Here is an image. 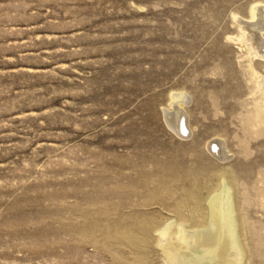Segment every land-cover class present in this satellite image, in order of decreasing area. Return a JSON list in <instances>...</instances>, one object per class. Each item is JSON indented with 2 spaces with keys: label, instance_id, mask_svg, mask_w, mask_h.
I'll return each mask as SVG.
<instances>
[{
  "label": "rangeland",
  "instance_id": "374dc122",
  "mask_svg": "<svg viewBox=\"0 0 264 264\" xmlns=\"http://www.w3.org/2000/svg\"><path fill=\"white\" fill-rule=\"evenodd\" d=\"M257 2L0 0V264H165L154 241L103 240L107 223L201 221L220 176L243 264H264V123L250 125L258 93L237 39ZM252 63L264 75V56ZM173 88L189 96L186 139L165 118Z\"/></svg>",
  "mask_w": 264,
  "mask_h": 264
},
{
  "label": "bare ground",
  "instance_id": "6f19581e",
  "mask_svg": "<svg viewBox=\"0 0 264 264\" xmlns=\"http://www.w3.org/2000/svg\"><path fill=\"white\" fill-rule=\"evenodd\" d=\"M249 14L251 21H247L246 23L240 25L241 31L238 33L237 39H240L244 42V44L246 43L248 46L247 55L250 58V61L248 62V73L250 80L253 83L252 91L250 92H253L254 94L258 93V96L256 97L254 103V110L252 114H250V117H252L250 119V125L263 126L264 75L257 70L252 61L254 56H264V6L260 5L259 3L252 4L249 10ZM236 16L237 15H235V17ZM237 17L234 19H237ZM241 21L242 23L245 22L243 18ZM228 38H231L232 40L233 37L228 34ZM169 99L170 103L167 107L165 106V110H169L166 113L165 118L167 119L168 125L177 134H179L181 138L185 137L186 139L192 134V127L190 125L189 116L188 113L184 110L186 104L189 102V96L183 89L173 88L169 91ZM169 105H171L170 107L174 105V108L172 107L173 110H170ZM249 112H251V110H248V113ZM195 127L196 126H194V128ZM263 132L264 130L262 131V134ZM208 146L216 156H219L221 158H228L224 151V141L221 138H214L208 143ZM201 162L198 164H201ZM213 170H215V168ZM215 172L216 171H214L213 173ZM202 173L203 171L201 172V174ZM210 173H212V171ZM216 185V188H212L213 190L210 191L206 197L207 205L205 207V211L201 213L203 214V217L201 216L203 220L201 221H198V219L195 220V218L193 217H183V215H179V217L177 216L175 219L167 217L161 222L158 221L156 217L146 216V218L142 217L145 219H141L138 216H136V218L134 216L132 223L128 222L130 225L127 222H118L116 227L113 226L111 228V223H107L108 229H106V231L104 232H107V230L108 232L103 240H106V242L116 241V243L118 244H126L130 247H133L134 245L136 247H146L147 244H149V241H154L162 250V254L164 257L163 261L165 262V264H243L244 258L246 257V248L243 244V241L240 239L241 226H239V214L235 207L232 186L226 181L224 176L219 177ZM167 187L169 189L171 188L169 186ZM189 190L191 189L189 188ZM188 191L186 193H188ZM154 194L156 195V193ZM189 194H186V196ZM191 195L194 197V199H196V205H198L201 202L199 193L192 192ZM260 196L264 201V189H261ZM202 207L200 206V208ZM106 209H101L99 210V212L101 213V211L103 210L106 211ZM198 210L200 209L197 208V211ZM99 221L100 218H96L94 222L90 224V227H85L80 230L82 235H84V238L93 236L98 233V230H100V227L103 225L102 223L100 224ZM155 231L158 232L156 236L153 235V232ZM94 238V240L96 241L97 237ZM107 247L109 248V244L107 245ZM205 249L208 251L206 252L210 255L211 258L204 257L201 253V256H197L194 258L195 255L192 256L190 254L192 252H198L200 250H202L203 253V250ZM206 252H204V254H207Z\"/></svg>",
  "mask_w": 264,
  "mask_h": 264
}]
</instances>
